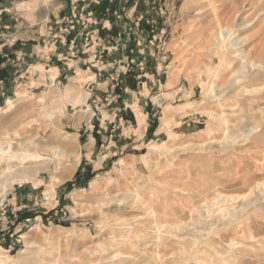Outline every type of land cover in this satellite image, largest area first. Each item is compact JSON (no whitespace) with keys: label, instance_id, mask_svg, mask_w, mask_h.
Listing matches in <instances>:
<instances>
[{"label":"rangeland","instance_id":"374dc122","mask_svg":"<svg viewBox=\"0 0 264 264\" xmlns=\"http://www.w3.org/2000/svg\"><path fill=\"white\" fill-rule=\"evenodd\" d=\"M128 1L119 0L117 9L98 12L113 14L119 25L128 16L131 26L136 20ZM20 2L3 3L0 13L1 9L15 12L23 26L37 27L43 22L35 3L24 13L17 8ZM57 2L48 0L52 10ZM200 5H204L201 0H145L140 14L146 13L143 17L150 23L143 22V26L147 24L151 31L147 38L142 33L129 34L130 49L123 54L127 58H120L126 67L116 69L118 60L113 72L106 69L117 80L124 72L134 77L140 72L146 74L148 83L143 87L140 84L134 92L121 93L114 88L108 100L87 99L89 90L84 85L94 80L91 73L59 77V84L51 85L55 72L48 69L40 72L43 88L31 91L20 76L17 83H7L8 97L0 101V142L13 140L14 153L30 151L48 159L54 157L55 145L64 149L56 157L58 169L36 176L39 186L33 181L16 183L3 202L0 198V264H264V188L246 196L252 201L251 207L238 215L231 213L240 204L238 199L217 202L221 197L244 196L245 187L264 182V81H248L252 70L241 76L244 81H237L232 73L240 66L238 59L224 56L223 63L211 50L199 52L205 49L200 48L204 47L201 33L206 25V19H198L195 14L194 8ZM246 5L251 11L245 10L243 17L249 26L239 32L247 38L240 46L245 51L253 39L263 37L264 41V9ZM0 34V52L2 42L10 44L30 35L23 29ZM139 48L143 52L135 53ZM197 53L201 54L200 66L202 61L211 62V69L204 65L188 69V57ZM100 78L105 80V76ZM67 86L73 87L72 91H67ZM100 88L110 93L108 86ZM214 88L220 89L222 96H214ZM4 91L0 79V92ZM82 95H87V100L83 101ZM131 96L132 104L153 105L161 114L148 121L147 137L151 129L160 128L163 133L150 137L152 141L145 136L146 147L138 156L121 155L107 164L101 151L109 150L111 141L119 137L121 142H130L122 138L124 124L132 126L137 135L141 130V119L132 114L131 118L122 116ZM211 110L216 112L215 118L206 113ZM84 122L98 155H93V166L86 167L82 174L85 185H79V170L71 179H64L75 166L80 148L88 147L85 136L76 135H82L79 126ZM254 122L257 131L246 139L237 137L243 126ZM101 126L107 128L106 133L101 132ZM97 130L102 133L101 142ZM5 160L0 158V170L7 166ZM92 169L97 175L89 173ZM16 187L24 189V199L13 217L7 199ZM37 215L41 218L35 219ZM229 219L232 222L223 225Z\"/></svg>","mask_w":264,"mask_h":264},{"label":"crops","instance_id":"0c3cea01","mask_svg":"<svg viewBox=\"0 0 264 264\" xmlns=\"http://www.w3.org/2000/svg\"><path fill=\"white\" fill-rule=\"evenodd\" d=\"M0 1V6H2L5 2H7L8 4L11 2H24L28 0ZM54 1H58V6L56 4L55 10L49 11L48 19L38 24L37 27L27 25L23 26L22 23L17 19L15 12L13 14H9L5 11V9H1L0 33H8L11 30L13 31V33H16L18 30L23 29L25 33H30V35L25 40H17L16 38L13 43L9 44L6 42H2L1 44L0 79L3 80L5 91L0 92V101L5 97H8V88L6 85L9 82L17 83V76H20L21 79L22 77L25 78L26 83L24 84L31 91L33 88H43L44 85L42 83V79H40L42 77V73H40L41 70H43V72H46L48 70L55 72L52 83L50 82L51 85L59 84V81H57L59 77H63V79H66L67 77H69V75L73 74L76 76L79 72L81 74L91 73L94 76V80L87 82L84 85V88L89 90L87 99L94 98L98 101H101L100 99L108 100V98H112L114 88H116V92H134L136 91V89H138L140 84L143 87L144 83H148L147 80H149V77L147 78L146 74L142 72H140V74H138L136 77H134L131 73L126 74L124 72L122 73V76L119 80H117V78L115 79L114 75L110 73L113 72V67H115L118 60L119 63L116 69L123 70V68L126 67L123 63L127 57L123 56V54L124 51L126 52L130 49V47L127 45L129 34L134 33L139 36V34L142 33L141 35H144V37L147 38V33L151 31L149 30L147 24H144L143 26V22H149L147 17H143L146 13H143L142 15L140 14L142 13L141 7L145 4V0L128 1L127 5L132 7L131 16L133 17L135 12L134 18L136 20L132 21L133 25L131 24V26L127 21L128 16H124V19H122L124 21H122L123 24L119 25V21L115 16H113V14L104 13L101 15L98 12L101 9L100 6L103 1H105L106 8H111V10H113V8L117 9V7H120L118 5L119 0H115L114 2H112V0ZM110 18H112V21L110 20ZM138 25L139 27H137ZM158 32L160 33L159 30H157L156 33ZM40 38L41 42L40 40L38 42L36 41V44L25 43L26 41H35ZM111 38L113 42L111 41ZM1 41L2 37L0 36V42ZM141 47L144 48V46ZM102 51L104 52L101 53ZM142 52V48L135 50V53L137 54H141ZM113 55H115V58H117L116 61H113ZM120 58L124 61H120ZM107 67L110 72L106 71ZM102 70H105V72L103 73ZM101 76H105V80L103 82L101 81ZM133 78L135 79V81ZM127 84H129L131 89H128V87L126 86ZM101 85L108 86V90L110 93L106 94L105 90L107 89L100 88ZM114 95L117 98L122 97L118 94ZM133 99L134 98L131 96L126 103L127 109L124 110L122 116H124L125 118H131L130 114H132L135 116V119H141V123L143 121L141 130L138 131L139 135H137V133H135L133 129L131 130L132 126L128 127L126 124H124L126 128H122L123 131L121 133L124 135V137H121L123 138V140L124 138H127L128 140H130V142H121L119 137L114 142L111 141L112 147L108 146L109 150L101 151V154L106 157V159L104 160H106L107 164L112 163L113 158H118L121 155H129L130 158L138 156V153L144 150V148L146 147L145 141L143 139L145 138V136L147 137L146 129L148 126V121H150V118H154L156 114L160 113L155 108H153V105L145 107L143 104H139L138 101L136 102V104H132ZM127 110H129V113L125 112ZM113 111V115L114 117H116L115 110ZM118 112L119 110H117V113ZM136 112H138V114H136ZM120 119V121L122 122H129V120H123L122 118ZM152 121L153 120H151V122ZM85 126V122L82 126H79V128H83V130L81 129L80 132L82 133V135L78 133L76 135L80 137L82 136L81 138L85 136L84 138L86 139L88 147L80 148L79 153H77L76 155L77 159L73 170L71 171L70 175L64 179V181L69 178L71 179L74 173L79 170L77 175V182L79 185L81 183L85 185V179L82 174L86 167L89 169V167L93 166L92 164H94V161H91L93 155V158H97L98 155L96 151V149L98 148L97 146H95V140L92 137V134L89 133L90 135H88V132L86 131L87 127ZM101 127V132L106 133L107 128L105 126ZM151 131L152 129L148 133V141H152L150 137H154V135L163 133L160 128H157V130H153V132ZM101 132L99 130L96 131L100 142L102 137ZM122 149H128V151H126V153H123L124 150ZM99 168L102 167L100 166L96 170H98ZM96 170H89V173H91L92 171H94L95 173ZM95 175L97 174L95 173ZM40 184L41 183H39V185ZM13 191L14 193H12L10 198L7 199V205L9 208V215L15 217L17 210L22 207L20 205L22 199H24V189H17L16 187L13 189ZM42 213L46 215L45 211ZM36 218L40 219L41 216L37 215L35 216V219ZM14 224L15 223H13V225ZM15 227H17V224H15Z\"/></svg>","mask_w":264,"mask_h":264},{"label":"bare ground","instance_id":"6f19581e","mask_svg":"<svg viewBox=\"0 0 264 264\" xmlns=\"http://www.w3.org/2000/svg\"><path fill=\"white\" fill-rule=\"evenodd\" d=\"M201 2L204 5H200L197 8H194V10H196L195 14L197 16H199V18L197 17L198 19H201V20L206 19L205 20L206 25L205 26H203L204 24L202 25L204 28L202 31L203 33H201V34H203L201 43H202V45H204V47L202 46L200 48V49H202V48H205V49L202 51L199 49L200 50L199 52L203 53V51H205V50H208V51L211 50V53L213 55H215V56L219 55L220 56V57L219 56L218 57L220 58L221 62H223L222 58L224 56L227 58L228 55H232V57L235 58V61H236V59H238L240 62L239 68H237V67H236L237 69L234 68L236 70H234L235 72L232 73L236 77L235 79H237V81H241L240 80V79H242L241 76H245L243 74H245V72L247 70H249V71L252 70V73L249 76H247L248 81L263 82L264 81V69H261V67L264 65V41L262 43L263 37L261 38V40L259 38L253 39V41L251 43H249V44H251L250 48L247 51H245V50H242L243 48L240 46L244 45L243 43H245L247 38L245 36H239L240 35L239 32H241V30L247 31L246 28L249 26L248 22L244 19L246 17H243L246 14V13L244 14V11L249 10L246 8V6H247L246 4L250 3V5H251V7H253V9L256 8L259 11V10L264 9L263 8V6H264L263 2L264 1L263 0H201ZM31 3H35V5L37 7L35 9H37V11H38L37 14L39 13L38 18L41 21H46L48 19V12L53 9V6L48 3V0H34V2L33 1L20 2L17 4V8L21 12L25 13L26 10L28 9L27 7L32 5ZM198 3H200V1ZM249 11H251V10H249ZM257 24H258V22H257ZM200 27H199V29H200ZM243 32H245V31H243ZM198 34L199 33H197V35ZM254 36H255V34H254ZM194 37H195V34H194ZM250 38H252V36ZM200 55L201 54L197 53L195 55H192V56L190 55L188 57L190 60V65L187 67L189 70L200 66V64H201ZM213 55H212L211 59L213 58ZM204 57H206V56H204ZM228 61H229V58H228ZM225 62H226V59H225ZM229 62H232V61L230 60ZM229 62H226V65L227 64L229 65L230 64ZM202 63L206 69H211V62H209V64H208V63L202 61ZM203 65L200 67L202 68ZM231 65L233 66V64H231ZM185 66H186V64H185ZM216 67H217V65H216ZM229 69H231V68L229 67ZM213 70H215V69H213ZM234 76H233V78H234ZM242 81H244V80H242ZM232 83H233V80H232ZM228 84H231V83H228ZM233 87H234V85H233ZM72 89H73V87H71V86L66 87L67 91L68 90L72 91ZM244 89H246V88H244ZM234 91H237V90H233V92ZM212 92H213L214 96H218V97L222 96L220 89L214 88V89H212ZM229 93H231V92H229ZM169 95H171V94L169 93ZM86 97H87V95H82L81 99L83 101H85ZM262 97L263 96H260V98H262ZM40 99H41V97H40ZM262 111H264V110H262ZM206 113L211 118H215L217 116L216 112H212V110L207 111ZM257 122L243 126L241 129V132H239L237 137H241L243 139L249 138V136L252 135L253 132L258 130L257 129V127H258ZM260 122H262V121H260ZM15 144L16 143L13 140H7V141H1L0 142V156L8 161L7 166L5 165V168L0 170V198H2V202L4 200L3 198H4L5 194L13 188L12 187L13 184H16V183L19 184L22 182L33 181L34 185L37 186L40 183V180L36 179V176H38L40 172L49 171L51 169L52 170L58 169L59 163H58L56 157H59L62 154L63 149H64V148L62 149V147H60V145H55V148L52 151L54 154V157L48 159L47 157H43L40 154L32 153L30 151H27L25 153L19 152V154H17L18 151L16 150L17 153H14ZM73 168L74 167L72 166L71 171L73 170ZM244 185H245V183H244ZM53 186L54 185L52 183L50 188H53ZM247 187L244 188L246 191L244 196H237V194H236V195H231V196H227V197H221L220 199L217 200V202L223 201V200H233L234 201V200L238 199V201H236V202H237V204H238V202L240 204L237 206V208H234L231 211V213H232V215L233 214H235V215L241 214L246 210V208L249 205L251 207V204H252V201H250V199L247 200L246 196L249 195L250 193L254 192L256 189L264 188V182L257 181L254 185L251 184L250 187H248V188ZM260 193L262 194V191ZM253 198L254 197H252L251 199H253ZM255 199H257V198H255ZM135 202H137V201H135ZM261 211H263V210H261ZM230 221H231V219L224 221L223 225L230 224ZM30 246L32 247L33 244H30ZM31 258L32 257H27V259H31Z\"/></svg>","mask_w":264,"mask_h":264},{"label":"trees","instance_id":"16d2710c","mask_svg":"<svg viewBox=\"0 0 264 264\" xmlns=\"http://www.w3.org/2000/svg\"><path fill=\"white\" fill-rule=\"evenodd\" d=\"M100 8L101 9H105L106 8L105 1H103V3L101 4Z\"/></svg>","mask_w":264,"mask_h":264}]
</instances>
